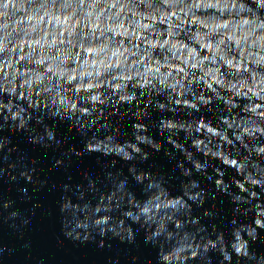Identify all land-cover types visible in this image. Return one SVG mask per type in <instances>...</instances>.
<instances>
[{
    "label": "clouds",
    "instance_id": "obj_1",
    "mask_svg": "<svg viewBox=\"0 0 264 264\" xmlns=\"http://www.w3.org/2000/svg\"><path fill=\"white\" fill-rule=\"evenodd\" d=\"M0 264H264V0H0Z\"/></svg>",
    "mask_w": 264,
    "mask_h": 264
},
{
    "label": "water",
    "instance_id": "obj_2",
    "mask_svg": "<svg viewBox=\"0 0 264 264\" xmlns=\"http://www.w3.org/2000/svg\"><path fill=\"white\" fill-rule=\"evenodd\" d=\"M42 244L44 245L45 248L49 249V250H54V241L51 239H44L42 238ZM70 247V246H69ZM79 253H73V254H69V255H65L64 253H57V257L58 258H63L65 261H70L71 260V256L72 255H78ZM87 254L90 257L95 256V252L91 249L87 250Z\"/></svg>",
    "mask_w": 264,
    "mask_h": 264
}]
</instances>
